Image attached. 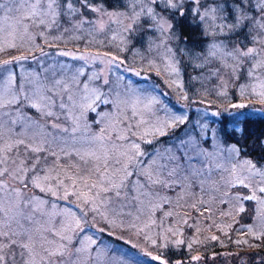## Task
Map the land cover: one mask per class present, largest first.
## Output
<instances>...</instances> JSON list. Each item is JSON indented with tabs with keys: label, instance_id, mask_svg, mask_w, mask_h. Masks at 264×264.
I'll return each instance as SVG.
<instances>
[{
	"label": "snow or ice",
	"instance_id": "snow-or-ice-1",
	"mask_svg": "<svg viewBox=\"0 0 264 264\" xmlns=\"http://www.w3.org/2000/svg\"><path fill=\"white\" fill-rule=\"evenodd\" d=\"M125 9L110 11L103 3H93V0H63V3L61 0H0V33L5 32V21L12 22L11 31L0 39V53L8 49H26L31 54L0 60V84L4 85L0 88V264H16L17 256L20 264H88L93 259L100 264L101 251L97 240L88 236L84 227L88 223L87 214H78L70 208L58 210V204L50 203L42 196L29 195L34 189L57 200L69 201V197H75L88 212L99 215L114 227H125L120 220L122 212L119 209L125 207L124 202L131 200L137 205V215L128 222L127 228L136 230L138 235L157 248L167 249L171 244L178 249L183 245L191 251L193 243H204L199 240L186 242L178 226L181 221L177 222V227H164L162 221L157 225L155 212L173 201L152 189L156 186L167 189L178 187L183 192L185 184L175 179L177 170L184 165L192 169L194 164L204 162L200 157H207L210 153L196 146L193 149L196 155H190L188 148L191 139L182 137L177 138L175 151L173 146L163 150L154 147L151 153H146L139 142H131L130 147L119 143L128 141L129 134H133L152 145L156 137L167 136L169 130L184 125L187 117L173 115L169 120L157 122L150 132L145 133H133V126L125 125L117 131L113 140L105 132L118 127L113 121L123 124L122 114L98 111L101 105L115 106L119 113L120 105L124 103L119 93L116 99H109L113 91L111 81L94 73L90 84L79 79L84 74L82 67L61 66L54 61L41 64V60L49 55L45 48L62 41L65 33L81 31L85 25L102 31L105 28L102 17L107 16L109 21L120 26L121 51L126 50V45L139 32L150 34L145 36L147 50L157 51L176 77L181 76V65L186 62L194 70H199V75L190 77L191 80L202 81L205 70L219 79L221 68H213V64L228 69L230 79H239L242 70L249 77L258 79L255 76L256 68H264V0H232L231 3L225 0H126ZM14 12L18 14L15 17L12 15ZM85 12L93 13L95 17L89 18ZM62 14L68 18L69 28L61 26L59 18ZM185 19L189 26L199 29L206 41L201 50L188 46L189 36L182 32V21ZM30 25L41 30L33 34L29 31ZM53 29L56 35H51ZM241 33L245 34L244 39L232 43V38L239 37ZM37 36L42 43L36 42ZM249 42L254 46H249ZM58 54L73 60L100 59L99 54L77 56L67 50ZM104 55L107 59L103 62L108 65L124 63L117 56ZM30 59L39 68L33 70L24 83H16L13 87L16 73L9 66ZM149 65L156 66L151 60ZM4 72L8 74L6 79ZM136 75L141 73L136 72ZM172 86L180 89L182 99H188L183 84L172 80L169 87ZM220 87L226 88L227 82L222 81ZM238 87L241 96H245L251 87L260 103L264 104V83L260 85L262 90L258 93L254 85L241 84ZM77 91L80 92L79 100L76 98ZM154 102L155 98H149L145 109H150ZM232 107L244 108L245 105L239 103ZM57 109L66 119L71 116L70 126L61 127L58 122L61 115L57 114ZM75 109L79 110V115L72 114ZM33 110L35 115L29 114ZM89 112L100 119L93 117L89 123ZM133 114H138L135 106ZM93 123H107L108 128L102 127L99 133H91ZM143 123L141 119L135 127L139 128ZM146 135L154 139H146ZM204 135L219 142L214 132H204ZM69 138L73 142L83 140L89 146L99 144V148L69 150ZM261 146L264 147V141ZM21 151L27 155L18 158ZM246 151L247 146H241L239 142L224 148L222 155L232 163V179L227 183L236 191L225 193L228 199L223 202L226 205L234 203L241 218L247 212L244 202H256L253 211L264 224V164L258 165L252 158L243 156L242 153ZM61 154L64 157H78L77 165H69L74 174L69 176L57 163ZM49 156L53 158V165L45 168L42 162ZM216 167L224 170L221 164ZM57 169L71 180V191L69 185L60 179ZM53 171H56L55 177L51 175ZM53 180L56 181L54 185ZM254 181L258 183L254 184ZM114 201L121 203L113 207ZM200 203L203 205L204 202ZM49 205L50 212L46 207ZM192 207L195 208V205ZM197 212L204 215L210 209L204 206ZM38 214L47 217V220L38 219ZM226 214L232 213L229 211ZM163 215L171 217L177 214L166 211ZM56 216L60 217L58 225L54 222ZM141 216L145 217L143 227L137 223ZM182 222L187 223V220ZM157 227L159 230L150 234ZM242 228L253 233L257 240L264 239V230L256 234L251 225H242ZM207 239L218 241L219 237L212 235ZM236 243L248 244V241L237 240ZM92 245L97 246L95 257ZM147 255L159 261V264H171L160 254L152 256L148 252ZM190 259L200 261L202 257L192 255ZM174 264H184V261L177 259Z\"/></svg>",
	"mask_w": 264,
	"mask_h": 264
},
{
	"label": "rangeland",
	"instance_id": "rangeland-1",
	"mask_svg": "<svg viewBox=\"0 0 264 264\" xmlns=\"http://www.w3.org/2000/svg\"><path fill=\"white\" fill-rule=\"evenodd\" d=\"M74 2H76V0H74ZM61 3H63V0H61ZM77 6L79 7L78 4ZM104 6L110 11H118V9H109L108 5ZM115 6H119V4ZM84 14L89 18L95 17V14L93 13L85 12ZM12 15L15 17L18 14L14 12ZM102 19L105 21V28L102 31L93 30L85 25L84 29L81 31L73 32L71 34L65 33L62 41H59L50 47H46L45 51L49 55L41 60V64H49L54 61L57 65L61 66H70L75 68H79V66H81L84 69V74L79 77V79L81 81L89 82L90 84L92 83L90 78L94 73H98L103 78H107L111 81L113 91L110 93L109 99H116V94L119 93L121 94V98L124 103L120 105L119 113H117L115 106L101 105L100 108H98V111H112L115 115L122 114L124 118L123 124H120L119 121H113V123L117 124L118 127L115 130L109 128L108 131L105 132V135L111 137L113 140L116 137L117 131L125 125H132L133 133H145L146 131L150 132L153 125L157 124V122L169 120L173 115H183L188 117L187 109L184 108L186 107L184 104L185 99L181 98L182 94L180 93V89L175 86L169 87L172 80H177L178 83L183 84L182 76L176 77L172 74L171 70L166 67L165 62L157 51H154L155 60L148 59L147 63L149 64L150 60L154 61L156 66L151 67V69H157L165 74V80L162 86L157 85L156 81L147 72L145 67L140 66V60L146 57L142 56L143 52H140V48H136V52L131 54L132 59H135L134 63L139 66L137 69L129 67L127 62H124L123 65L118 63L108 65L103 62L107 59L104 55L106 53L119 57L116 54L117 52L113 53V46L117 44L118 49H121V29L118 24L109 21L107 16L102 17ZM59 20L63 28L70 27L68 18L63 14ZM11 23V21L4 22L5 32L0 33V39L11 31ZM125 23H127V21H125ZM40 30L41 29L34 25L29 26V31L33 34L39 32ZM56 34V30L53 29L51 35ZM51 35L49 37L50 39ZM244 35V33H241L238 38L243 40ZM75 37L79 38L76 39ZM113 37H115V39H113ZM235 38L236 37L232 38V43ZM36 42L42 43V39L37 36ZM249 46L254 45L249 42ZM65 50L74 53L77 56L81 54L89 56L99 54L100 59H89L87 61L73 60L71 57H64L58 54V52ZM15 52H17L18 55H22L24 52L27 53L26 49H8L0 53V60L16 56L17 54L13 55ZM120 53H123V51L120 50ZM119 59L123 60L120 57ZM75 61H79L83 65H77ZM213 65H215V68L218 66L221 68L219 72V80L220 82H227V87L210 89L207 91L208 94H206V89L208 88H202V92L209 95L207 99L209 100L208 102L210 105H208V107H212L215 103L217 106H213V109L211 110L206 107L208 109L204 110L202 116H198L196 118H208L209 120L219 118L218 120H221V114L228 115L230 113V108L236 109L232 107V105L239 103H243L245 107L252 109L251 113L258 111L264 112V104L260 103L257 95L253 93L251 87L247 89L245 96L240 95L238 87L241 84L254 85L257 93L261 91L262 89L260 85L264 83V68H256L255 76L258 79L249 77L247 72L242 70L239 75L244 72L243 74L245 77L242 74V80H233L230 79L228 69L217 64ZM247 66L248 65H246V67ZM9 67L14 68L16 73V80L12 85L15 87L16 83H24L30 73L39 68V65L30 59ZM142 68L145 69V74H142ZM136 72H140L141 75L137 76ZM7 75V72L3 73L5 79ZM166 77L168 78V81H166ZM3 87L4 85L0 84V88ZM184 90L186 91L187 97H189V90L185 86ZM224 93H226V95H224ZM79 97L80 92L77 91V100H79ZM149 98H155V102L151 105L150 109H145L144 105L148 102ZM134 106L136 113H138L137 115L133 114ZM56 111L57 114L61 115V119L58 121L61 124V127L70 126L72 123L71 116H68L66 119L65 116L60 113L59 109ZM29 114L35 115L34 110L29 112ZM72 114L79 115V110H73ZM213 116L217 118H214ZM93 117H95L96 120L100 119L99 117H96L95 113L89 112L87 114V120L89 123L92 122ZM141 119L144 123L140 124L139 128L135 127ZM102 127L108 128V124L93 123L91 126V133H99L100 128ZM197 128L199 129V135L197 137L190 131L182 136V138L191 139V143L188 148L189 154L196 155V152L193 149L198 146L200 149L207 150L210 155L207 157H200V159L204 162L194 164L192 169H188L187 166L184 165L183 158H181V164L184 166L177 170L178 174L175 179H178L185 184V190L183 192H181L178 187L174 189H167L156 186L152 189L153 191L159 192L162 196L170 197L173 201L171 205L166 204L162 210H157L154 214V219H156L157 225H159L162 221L164 227H177V222L181 221L178 226L183 232L182 238L186 242H193L194 240H200L202 238L201 241H204V243H199L198 245L205 247L204 249L209 248L212 245L219 247L226 243H228V245L231 244V246L216 252L195 254L201 256L202 259L200 261H191L189 257L183 260L184 264H264V250L248 251L247 249L250 247L249 245H254L252 243V238L255 240L257 239L253 233L247 232L242 228V225H251L256 234H259L262 230H264V224H262L261 219L257 218L253 211V204L251 202H244L247 212L244 213L243 218H241V215L236 211L234 203L226 205L223 202L228 199V196H226L225 193L232 194L236 191V189L231 188L227 183L229 179H232L230 176L232 163L226 159L224 155H222L225 146L229 144L222 142L219 135H217L219 137V142H217L213 137L204 135V132H213L214 130V125L211 127L209 122L202 120L198 123ZM169 132H171V130H169ZM172 135H174V133ZM152 137L153 136L151 135H146L145 138L153 139ZM131 142L141 143L142 150L146 153H150L146 147H143L144 141L140 140L139 135L129 134L128 141H119V143L125 147H130ZM175 144L169 145L173 146V151H175ZM67 147L69 150H73L75 148L80 149L81 151H86L89 147L99 148V144L89 146L84 143L83 140L73 142L69 138ZM164 148L165 147H159L158 149L163 150ZM25 155L27 154L21 151L18 158H23ZM42 163L45 168L51 167L53 165V158L49 156L47 160ZM57 163L61 165L63 170H66L70 176L74 173L73 169L70 168L69 165H77L78 157L74 155L72 157H64L61 154ZM217 164L223 165L224 170L222 171L218 169L216 167ZM57 171H60V179H63L65 184L69 185V190L71 191V180L68 179L64 175V172L60 169H57ZM51 175L55 177L56 171H53ZM52 183L54 185L56 181L53 180ZM255 183H258V181H254V184ZM60 191L62 194L63 190L61 189ZM240 191L248 192L250 190L240 189ZM29 195L42 196L45 199H48L50 203L54 202L58 204V210L70 208L73 211H77L78 214H87L88 223L85 224L84 227L87 230V235L97 240L99 250L101 251L100 264H159V261H154L147 255L148 252H151L152 256L160 254L171 262L170 259L172 257L170 255V251H177L181 249V246L177 249L171 244L167 249L157 248L144 240L142 235H138L136 230H129L127 228L128 222L134 220L137 215V205H135L131 200L124 202L125 207L119 209L122 212L120 220L124 222L125 227H114L111 224H108L107 221L101 219L99 215L94 216L92 213L88 212V209L77 201L75 197H69V201L57 200L55 197L40 193L38 189L31 190ZM201 201L204 202L203 205L200 203ZM120 203V201H114L113 207H118ZM192 205H195V208L192 207ZM204 206L210 209L211 214L210 212L205 213L204 215L198 214L197 209H202ZM46 207L47 211L50 212V205ZM166 211H172L177 215L164 217L163 213ZM190 211H192V216L188 217L187 215ZM229 211H231V215L226 214ZM129 213H131V215H129ZM198 217H200L201 221H197ZM208 218L215 220V225H209L216 227L214 232L219 230V228L223 231H227L229 229L227 231L229 237L220 236L218 241L207 239L209 236L207 237L206 235L207 227L205 223L207 224ZM38 219L46 221L47 217H40L38 214ZM144 220L145 217L141 216L140 221L137 222L139 227H143ZM183 220H187V223H183ZM59 221V216L54 217V222L57 225L59 224ZM228 225H231V227H228ZM100 229H103V231H100ZM158 230V227L153 228L150 234H153ZM145 231H148V229H145ZM222 237H224V239H222ZM237 240H247L248 244H237ZM260 241L264 243V239H261ZM91 248L93 249V257H95L97 246L92 245ZM254 256L257 258L253 259ZM16 264H20L19 256H17ZM88 264H96V261L93 259L89 261Z\"/></svg>",
	"mask_w": 264,
	"mask_h": 264
},
{
	"label": "trees",
	"instance_id": "trees-1",
	"mask_svg": "<svg viewBox=\"0 0 264 264\" xmlns=\"http://www.w3.org/2000/svg\"><path fill=\"white\" fill-rule=\"evenodd\" d=\"M100 1H102V3H105L106 5H110L111 7L109 6L108 7L109 9H118V11L126 10L125 9L126 0H100ZM100 1L93 0V3ZM225 2L231 3L232 0H225ZM118 4L119 6H115ZM253 11L255 10L253 9ZM182 32L186 33L189 36V41H188L189 47H192L196 50H201L205 46L206 41L204 40V38L201 37L199 29L189 26L187 23V19L182 21ZM146 35L150 36V34H146L143 31L139 32V34L135 36L132 39V41L126 45V50L123 51V53H120L117 44L114 45L113 53L117 52L116 54L120 58H122L124 62H127L129 67L137 69L139 68V66H137L136 63H134L135 59H132L131 54L136 52V48H140V52L141 53L143 52L142 56H146L145 58L140 60V66L145 67L147 72L156 81L157 85L162 86L165 80V74L157 69H151L150 65L147 63L148 59L155 60V57H154V51L147 50L146 40H145ZM239 41L240 39L236 37L233 40V43ZM14 54L18 55L17 52L13 53V55ZM23 54L30 55V53H25V52ZM75 62L77 63V65H83L79 61H75ZM212 67L215 68V65H212ZM145 69L143 68L141 69L142 74H145ZM181 69H182L181 76H182L183 84L189 90V97L184 101V104L186 106L184 108H186L188 112L186 123L184 125H181L179 128L175 130H171V132H168L167 136L156 137L155 139L152 137L154 139V143L152 145H148V144L146 145L143 142V147H146L151 153L154 147L156 148L167 147L169 145L175 144L177 138H181L184 134H187L189 131L194 136L197 137L199 134L198 131L199 129L197 128V125L202 120H205L206 122H209L211 127L212 125H214L213 132L221 137L222 142L227 143L229 145L236 144L237 142H239L241 146L246 145L247 151L243 152L242 155L252 158L254 161L258 163V165L264 164V147L261 146V142L264 141V112L258 111L251 113L252 109H248V107L236 108V109L230 108V113L228 115L221 114V118H222L221 120H218L219 118L215 116L213 117L217 119L209 120L208 118H196L198 116H202L205 109L209 108V110H211L213 109V106H217L215 103L212 107H208V105H210V103L208 102L209 100L207 99L209 95L206 94H208L207 91L210 89L221 88L220 87L221 82L215 76L209 75L208 70L204 71V79L202 81L191 80L190 77L199 75V70H194L186 62L181 65ZM242 74L239 75V80L243 79L244 74L243 76ZM166 81H168L167 77H166ZM202 88H208L206 89V94L202 92ZM173 133L174 135H172ZM250 202L253 204L254 206L253 208H255L256 202L254 201H250ZM187 216L188 217L192 216V211H190ZM197 221H201L200 217L197 218ZM205 225L207 227L206 228L207 237L208 236L211 237L212 235H216L218 237L220 236L229 237V234L227 233L229 229L227 231H223L221 230V228H219V230L214 232V230H216V227L209 226V225H215L214 219L208 218L207 224L205 223ZM224 237H222V239H224ZM201 239L199 241H201ZM252 243L256 246L254 248L249 247L247 249L248 251L264 250V243L262 241L255 240L252 238ZM198 244L199 243H193V247L191 251L187 250L186 246L183 245L181 246V249L177 251L171 250L170 251V255L172 257L170 259L172 262L171 264H174V262L177 259L185 260L195 254L216 252L231 246V244L228 245V243H226L219 247H216V245H212L209 248L204 249L205 247H201ZM255 258L257 257L254 256L253 259Z\"/></svg>",
	"mask_w": 264,
	"mask_h": 264
}]
</instances>
